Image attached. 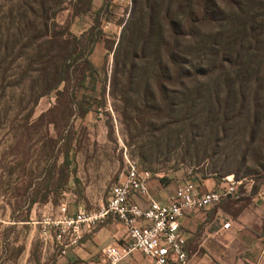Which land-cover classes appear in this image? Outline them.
I'll return each mask as SVG.
<instances>
[{
  "label": "rangeland",
  "instance_id": "rangeland-1",
  "mask_svg": "<svg viewBox=\"0 0 264 264\" xmlns=\"http://www.w3.org/2000/svg\"><path fill=\"white\" fill-rule=\"evenodd\" d=\"M91 2L0 0V264H54L39 222L67 202L99 210L127 160L164 185L193 174L263 181L264 78L213 72L182 89L156 68L160 44L142 51L124 32L134 0L102 12L101 33L79 16ZM87 58L102 70L82 96L100 100L96 111L75 93Z\"/></svg>",
  "mask_w": 264,
  "mask_h": 264
},
{
  "label": "trees",
  "instance_id": "trees-1",
  "mask_svg": "<svg viewBox=\"0 0 264 264\" xmlns=\"http://www.w3.org/2000/svg\"><path fill=\"white\" fill-rule=\"evenodd\" d=\"M116 5V0H104L94 10L91 2L79 14L92 22L88 32L99 29L101 33L102 12L111 13ZM258 11L262 14L257 16ZM124 32L141 39L142 51L151 45L149 41L160 44L156 68L161 75L172 73L182 89L188 80L213 72L264 78V0H134ZM96 39L92 50L104 42L101 36ZM71 57L65 63L72 64L78 58ZM59 81L65 80L62 77ZM101 83L102 70L87 58L75 91L85 110L96 111L100 100L95 96L82 100L84 91L90 84L95 91ZM235 178L239 179L236 174ZM258 179L264 180V174Z\"/></svg>",
  "mask_w": 264,
  "mask_h": 264
},
{
  "label": "crops",
  "instance_id": "crops-1",
  "mask_svg": "<svg viewBox=\"0 0 264 264\" xmlns=\"http://www.w3.org/2000/svg\"><path fill=\"white\" fill-rule=\"evenodd\" d=\"M121 179L122 176L118 182ZM190 180H193L202 192L218 190L224 184V178L212 176L199 178L195 175L190 177ZM183 182L179 180L178 186L164 185L155 175L149 182L150 196L168 204ZM262 193H264V180L238 188L234 195L219 204L184 214L179 219V223L185 238L188 264H262L264 259ZM131 200L142 208L149 205L146 197L136 196ZM71 201L77 203L79 207L87 205L85 198L78 199L73 196ZM65 204L68 206L69 214L77 213L71 211L69 202ZM102 205L99 204L100 207ZM59 206L55 210L56 213ZM227 223L229 226L225 228ZM127 242L129 238L125 227L116 220L108 219L91 230L85 228L79 244L68 249L65 254L61 252L62 248L59 244L52 239L47 240L46 247L49 255L54 257V264H107L105 249ZM122 264H153V262L140 251H134Z\"/></svg>",
  "mask_w": 264,
  "mask_h": 264
},
{
  "label": "built area",
  "instance_id": "built-area-1",
  "mask_svg": "<svg viewBox=\"0 0 264 264\" xmlns=\"http://www.w3.org/2000/svg\"><path fill=\"white\" fill-rule=\"evenodd\" d=\"M117 1L129 10L133 5V0ZM155 175L140 168L136 162L127 160L121 181L112 185L106 203L99 210L69 214L68 206L64 203L57 213L39 222L45 242L52 239L65 254L79 244L85 228L91 230L113 219L125 227L129 242L106 248L104 255L107 264H122L134 251H140L153 264H188L179 219L188 212L219 204L234 195L245 182L251 185L255 182L252 178L234 177L229 180L227 176L218 190L202 192L193 180H187L176 189L171 201L165 204L150 196L149 182ZM136 196L148 198V207L142 208L133 202L131 198ZM228 226L229 223L224 227Z\"/></svg>",
  "mask_w": 264,
  "mask_h": 264
},
{
  "label": "water",
  "instance_id": "water-1",
  "mask_svg": "<svg viewBox=\"0 0 264 264\" xmlns=\"http://www.w3.org/2000/svg\"><path fill=\"white\" fill-rule=\"evenodd\" d=\"M229 180L233 179L234 178V175H230L228 176Z\"/></svg>",
  "mask_w": 264,
  "mask_h": 264
}]
</instances>
